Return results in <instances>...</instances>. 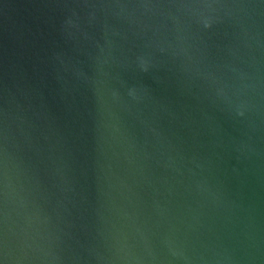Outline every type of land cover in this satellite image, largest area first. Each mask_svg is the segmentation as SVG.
<instances>
[{
	"label": "water",
	"instance_id": "95a60500",
	"mask_svg": "<svg viewBox=\"0 0 264 264\" xmlns=\"http://www.w3.org/2000/svg\"><path fill=\"white\" fill-rule=\"evenodd\" d=\"M0 264H264V0H0Z\"/></svg>",
	"mask_w": 264,
	"mask_h": 264
}]
</instances>
